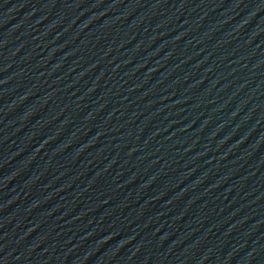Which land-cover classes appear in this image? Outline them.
I'll return each instance as SVG.
<instances>
[{
  "label": "water",
  "instance_id": "1",
  "mask_svg": "<svg viewBox=\"0 0 264 264\" xmlns=\"http://www.w3.org/2000/svg\"><path fill=\"white\" fill-rule=\"evenodd\" d=\"M0 264H264V0H0Z\"/></svg>",
  "mask_w": 264,
  "mask_h": 264
}]
</instances>
